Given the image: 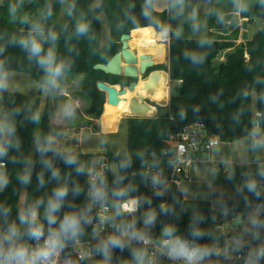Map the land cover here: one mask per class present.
Masks as SVG:
<instances>
[{
    "label": "trees",
    "instance_id": "1",
    "mask_svg": "<svg viewBox=\"0 0 264 264\" xmlns=\"http://www.w3.org/2000/svg\"><path fill=\"white\" fill-rule=\"evenodd\" d=\"M174 1L178 4L175 12H157L154 0H4L0 5V71L26 73L42 86L48 85L50 75L39 60L51 51L53 67L62 65L61 74L83 77L81 93L89 103L87 114L99 120L106 97L97 83L125 88L132 81L94 70V66L108 64L121 51L120 37L124 34L149 27L157 33L168 31L169 61L156 70L167 72L176 89L165 114L129 119L126 155L106 153L117 166L112 191L119 204L139 199L141 206L149 202L158 208L167 201L152 227V237L188 241L195 249L206 251L221 246L217 211L209 201L186 200L176 184L167 196L153 194L145 179L146 169L154 163L169 179L171 137L196 122L205 123L210 134L227 143L253 136L256 113L261 114L264 130V1H243L244 18L261 20L263 26L239 46L223 38L174 37L175 15L190 0ZM102 15L111 37L101 47ZM80 28L85 30L81 32ZM33 39L41 45L39 56L32 55L30 46L23 43ZM231 49L216 64L218 57ZM1 99L7 134L2 140L4 154L0 155V162L5 163L0 230L9 233L14 226L23 244L33 241L35 237L29 233L37 227L42 228V234L53 233L67 243L86 240L87 168L89 158L96 154L51 149L49 102L41 111L39 98L32 102L24 94L5 92ZM57 191L65 195L57 198ZM263 201L252 176L250 189L237 192L234 199H223L218 211L249 214ZM50 203L59 206L50 212ZM31 214H37V218H31ZM65 217L78 219L75 234L62 231ZM138 219L139 223L144 221L141 214ZM99 250V256L75 259L73 264H151L141 248L111 244Z\"/></svg>",
    "mask_w": 264,
    "mask_h": 264
},
{
    "label": "built area",
    "instance_id": "2",
    "mask_svg": "<svg viewBox=\"0 0 264 264\" xmlns=\"http://www.w3.org/2000/svg\"><path fill=\"white\" fill-rule=\"evenodd\" d=\"M163 35L167 42L169 32L165 31ZM223 60L219 59V61ZM166 89L167 91L170 89L169 81ZM260 117L261 114L256 113L253 132L262 129ZM171 145L173 150L169 179L165 178L163 171L157 169L154 163L146 169L147 186L155 195L167 196L171 186L188 168L190 160L201 158L204 152L212 151L220 145V139L210 134L205 123L196 122L172 135ZM112 164L107 154H96L88 160L85 223L89 232L86 240L67 243L53 233H43L39 238L35 237L33 241L21 246L28 249L30 255H35L36 250L46 246V242L57 241L55 247L50 249L47 258L42 262L38 261V264H73L75 259H91L99 256L100 247L111 244L127 246L130 249L141 248L151 264H187L184 259L174 256L171 249L177 246V241L184 242L189 248L195 249L190 242L170 238L157 240L152 237V227L160 212L167 206V201L162 202L158 208L150 204L156 208V211L152 212L147 211L146 203L141 206L139 199H128L119 204L112 191L111 184L116 181L111 174ZM4 168L5 163L0 162V169ZM253 181L258 192L264 196V154L263 160L255 165ZM113 205H116L115 214ZM259 207H264V201L255 205L252 213ZM139 214L144 218L142 223H139ZM236 216L244 218L245 214L228 215L217 211L221 246L202 251L204 255L200 259L201 262L264 264V210L258 212L253 218L249 235L240 233L241 227L236 223Z\"/></svg>",
    "mask_w": 264,
    "mask_h": 264
},
{
    "label": "rangeland",
    "instance_id": "3",
    "mask_svg": "<svg viewBox=\"0 0 264 264\" xmlns=\"http://www.w3.org/2000/svg\"><path fill=\"white\" fill-rule=\"evenodd\" d=\"M26 2H30L31 0H23ZM67 0H64L66 3ZM251 4L263 2L264 0H250ZM4 0H0V5L3 4ZM99 2L96 3V5ZM208 5L207 0H197V1H186L182 4L181 11L176 13V23L174 25V37L176 38H191V39H203L208 36V26L204 22L200 25L199 16H204L206 8ZM63 15V11L61 12V16ZM257 20V19H256ZM101 22L103 25L102 31V44L101 47L106 44V42L110 39V30L108 28V22L104 15L101 16ZM263 26V21L257 20L253 25L250 26L251 34L257 33L260 28ZM191 32L189 33V31ZM170 38V35L168 39ZM164 42V41H163ZM163 44V43H162ZM168 45V44H167ZM222 57L221 55L215 61L216 64L218 60ZM169 58H165L163 64L167 65ZM156 67H153L148 70H154ZM152 72V71H151ZM165 72V71H164ZM0 76L4 78L5 87L0 88V125L2 127L4 137L7 134V125L5 121V116L3 113V103L1 99V95L5 92H18L26 95L32 102L35 101L34 98L41 95L44 97L43 100L47 97V89H52V78L49 76L50 83L48 85L42 86L38 81H36L31 75L26 73L19 72H10V71H0ZM155 78V86L153 90L150 92L152 95L156 96L160 95L159 104H164L167 101L166 94V81L167 76L165 73L158 72ZM55 83L53 87H57V85H62V87L66 86L70 90L68 93L70 94L68 99H72L74 101L70 106L69 102H64L61 99V103H59V109H63L64 113H71L74 115L73 122L77 125V131L81 129V126H90L96 127V129H87L83 132L79 133L78 138L75 137L74 140L78 141L79 150L81 153H106L112 152L114 154L126 155L128 152V138H127V130L121 126V131L118 134H114V131H108L107 134H101L103 131L102 124H97V119H95L92 115L87 114L88 106L84 105L83 108L80 107V103L75 101L73 98L79 97L81 99H85L83 94L81 93V87L83 83V77L78 74H60L57 77L53 78ZM46 86V87H45ZM113 86V85H112ZM121 88L122 86L119 85ZM57 88L52 90L51 96L49 98V103L54 100V97L57 96L59 90ZM176 89V84L171 82L170 89L168 93V97L171 95L172 91ZM149 102V101H147ZM156 111L157 116L165 114V108L162 106L151 104ZM105 108V106H104ZM45 109V108H44ZM253 110L256 111V99L253 96ZM128 116H120V118H128L132 117L129 113L126 114ZM87 119H85V117ZM153 116V115H151ZM139 118V117H133ZM150 118V117H149ZM69 139V137H67ZM35 143V142H34ZM75 143V142H72ZM2 147V141L0 140V148ZM219 147V148H218ZM34 149V144H33ZM222 150V155L218 157L214 156L215 160L212 159L213 152L216 150ZM33 152V150H32ZM31 152V156H32ZM264 154V131L257 130L254 131V134L251 138H245L240 141H236L233 143H227L220 141V146H217L212 151L204 152L202 155V161L199 163H195L192 166V169L195 173L196 178H192V181L186 185V192L188 195L186 196H194L196 198L205 197L211 200L213 210H218L220 208V204L223 199L230 198L234 196L236 191H247L250 189V178L253 176V170L250 172L249 164L251 163H259L263 160ZM214 163H210L212 161ZM31 161V159H30ZM217 162L222 163L221 166L217 165ZM218 163V164H219ZM227 171V174H223V171ZM111 174L114 179H117V166L112 164ZM0 190L5 185V173L3 169H0ZM185 192V191H183ZM211 192V193H210ZM185 194V193H184ZM23 200L24 193L21 196V207L23 208ZM148 212L156 211V208L151 206L150 203L145 204ZM264 207H259L255 210L254 213L245 214L243 216H236V223H238L241 227L240 233L248 234L250 233V227L252 224L253 218L256 217L258 212H262ZM113 213H116V205H113ZM243 218V219H242ZM8 233H5L0 230V243L3 244L5 249L8 248L9 242L4 239ZM261 239V238H260ZM14 242L16 245H22V240L19 236H15ZM198 264H206L204 262L198 261Z\"/></svg>",
    "mask_w": 264,
    "mask_h": 264
},
{
    "label": "crops",
    "instance_id": "4",
    "mask_svg": "<svg viewBox=\"0 0 264 264\" xmlns=\"http://www.w3.org/2000/svg\"><path fill=\"white\" fill-rule=\"evenodd\" d=\"M193 1H197V0H193ZM243 1H245V0H226V1L225 0H207L208 5L206 8H204L206 13L204 14V16L198 17V19H199L198 21H199L200 25L204 22L208 26L207 27L208 28L207 38H211V37L215 38V39L223 38L226 40L233 41V44L235 46H239L241 44H244L246 41L250 40L256 34V33L251 34L250 26L253 25L255 22H257V20L256 19L248 20V19L244 18V16L242 15ZM221 2H222V4H221ZM153 6L157 12H165V11L175 12L178 4L174 0H154ZM106 21H107V19H106ZM108 28H109V24H108ZM109 30H110V28H109ZM102 31H103V25H102ZM190 32H191V30L189 31V33ZM110 35H111V32H110ZM203 39H205V38H203ZM163 41L164 42H161V43L165 44V46H166V58H169L170 38L167 42L163 38ZM101 42H102V38H101ZM231 51H232V49L223 52L221 54L222 57H220V59H224L226 57V55H228V53H230ZM135 53L138 54L137 51H135ZM161 65H163V64H161ZM158 66H160V65H156L155 67L157 68ZM156 68L154 70H151V71H159L160 73L161 72L165 73V76H167L166 85H167L168 81L171 84L172 81L170 79L169 74L167 72H164L161 70H156ZM52 80H53V78H52ZM116 86L118 88H121L119 85H116ZM55 88H57L56 89L57 91L59 90V93H57V96L54 97V100L51 101V103H49L50 104V115H51V119H50L51 149L57 150V151L59 150V151L80 152L79 144L77 141L79 133L83 132L87 129L91 130L92 128L90 126L84 125V126H81V129L79 130V132L77 131V125L74 124V122H73L74 115L71 113H64L63 109H59V103H61L59 101H61V99H63L64 102H66V103L69 102L68 104L70 106L74 102V101H72V99H68L70 96V94L68 92L70 90L66 86L62 87V85H57V87H55ZM55 88L53 87V83H52V89L49 88V86H48L47 97L44 100H43L44 97H41V95L34 98L35 100L37 98H39L41 111H43L44 108H46L47 103L49 102V98L51 96L52 90ZM136 93H140V94L144 95L145 97H147L148 101H150L151 104H154L156 106L158 105V107L162 106L165 108V111L167 110V107H168L169 101H170V96L168 97L169 91H167V89H166V94H165V96L167 97L166 98L167 101L164 104H159L160 95L157 94L156 96H154L150 92L148 93L147 87L145 86V81L139 82V84L136 86L135 90L132 93L128 94L127 97H136ZM73 98L75 99V101L80 103V107L83 108L84 105H87L89 107V103L86 99H81L79 97L75 98V96ZM105 106H106V104H105ZM122 115L128 116V115L122 113L121 115L111 117V116L107 115L105 108H104V113H103L102 117L97 121V124L101 123L102 127H103V131L101 132V134L104 135V134H107L106 132L113 131L116 129L114 131V134L116 135V134H118V132L120 133L121 126H123V128H125L127 130V138H128V121H129V119H132L133 117H129V119L124 118V117L120 118V116H122ZM155 116L158 117L159 115L157 116V114H156ZM139 118H141V117H139ZM145 118H147V117H145ZM85 119H87V117H85ZM67 137H69V139ZM75 137H77L76 140H74ZM72 142H75V143H72ZM83 153L88 154V155H94V153H91V152H89V153L83 152ZM106 153L104 152L101 154H106ZM97 154H100V153H97ZM220 154L222 155V150H219V149L217 151L215 150L213 152V155H211L212 159L215 160L214 156L216 157V155H217L219 157ZM201 159L202 158L191 159L189 162L188 168L185 170L184 174L181 176V178L175 184L177 185L178 189L181 191L183 197L186 200H204V201H209L211 203V200L208 198H205V197L196 198L194 196H191V197L186 196V195H188L186 192V185L192 181V178H196L195 173L192 169V166L195 163L201 162L202 161ZM209 162L211 164L214 163L213 160L209 161ZM218 163L219 162H217V165L221 166L222 163H219V164ZM256 164L251 163L248 165L250 168V172L252 170H254ZM226 172L227 171L224 170L223 174L228 173V172L227 173ZM251 179H252V176L250 178V184H251ZM250 187H251V185H250ZM183 191H185V192H183ZM237 192H244V191H236V193L234 194V196L231 197V199H234L236 197ZM211 206H212V204H211ZM218 210H215V211H218ZM31 218L36 219L37 214H31ZM22 244H23V242H22Z\"/></svg>",
    "mask_w": 264,
    "mask_h": 264
},
{
    "label": "clouds",
    "instance_id": "5",
    "mask_svg": "<svg viewBox=\"0 0 264 264\" xmlns=\"http://www.w3.org/2000/svg\"><path fill=\"white\" fill-rule=\"evenodd\" d=\"M79 31L83 32L85 29L80 28ZM25 46H30V52L34 56H39L42 52L41 45L36 40L26 41ZM41 66L45 67L46 71L50 76L57 77L61 74L62 65H56L53 67V54L51 51L42 57L39 60ZM52 83H55V80H52ZM6 85L4 83V78L0 76V88H4ZM4 154V149L0 148V155ZM71 162V161H69ZM2 183V180H0ZM65 195L64 191H57V198H62ZM99 195V193H97ZM58 204L52 205L50 203L49 211H53L55 208H58ZM49 219H53L52 216H49ZM23 222V220H22ZM79 221L76 217H65L64 222L61 224V229L64 232H68L69 230L75 234L78 229ZM17 234L16 228L13 226L9 229L8 235L4 238L9 242V246L7 249L3 247V244L0 243V264H38L42 262L50 253V249L55 247L57 241L52 240L46 242V246L36 250L35 255H30L29 250L23 246L16 245L14 242V238ZM31 236L39 238L42 235V228H33L29 233ZM171 252L177 258H182L187 261V264H198V261L203 258L204 253L200 249H191L186 243L177 241V246L171 249Z\"/></svg>",
    "mask_w": 264,
    "mask_h": 264
},
{
    "label": "water",
    "instance_id": "6",
    "mask_svg": "<svg viewBox=\"0 0 264 264\" xmlns=\"http://www.w3.org/2000/svg\"><path fill=\"white\" fill-rule=\"evenodd\" d=\"M131 35L124 34L120 37L121 51L116 54L108 64H99L94 66V70L102 71L103 73L115 77H124L127 79L136 80L148 73V70L155 67L151 56H138L129 47ZM159 71L152 72L145 81L148 93L151 92L155 86V78ZM138 84L133 82L129 87L118 88L107 83H97L99 91L103 92L106 97V105L117 107L121 101L120 97L126 95L128 92L135 90ZM141 101V102H140ZM130 115L132 117H154L157 113L156 109L147 102V97L137 94L136 97H131L129 100ZM152 110V111H151ZM151 111V112H150ZM150 112V114H149ZM153 115V116H151ZM0 140H4L2 127L0 125ZM146 179V177H145Z\"/></svg>",
    "mask_w": 264,
    "mask_h": 264
},
{
    "label": "bare ground",
    "instance_id": "7",
    "mask_svg": "<svg viewBox=\"0 0 264 264\" xmlns=\"http://www.w3.org/2000/svg\"><path fill=\"white\" fill-rule=\"evenodd\" d=\"M130 35L131 38L129 41V47L132 51H137L139 54H137L138 56H151L155 64L164 63L166 58V46L165 44L161 43L163 42V33H157L153 27H149L133 30ZM132 92H128L126 95L121 96V101L117 107H113L107 104L105 106L107 115L114 117L121 115L122 113H130L129 100L131 97L127 96ZM137 94L138 93H136V96Z\"/></svg>",
    "mask_w": 264,
    "mask_h": 264
},
{
    "label": "flooded vegetation",
    "instance_id": "8",
    "mask_svg": "<svg viewBox=\"0 0 264 264\" xmlns=\"http://www.w3.org/2000/svg\"><path fill=\"white\" fill-rule=\"evenodd\" d=\"M152 72H154V71H152ZM152 72H151V71L148 72L145 76H143V77H141V78H139V79H136V80H132V79H131V81H132L131 83L136 82L137 84H139V82L148 79L147 77H148ZM131 83H130V84H131ZM130 84H129V86H130ZM129 86H128V87H129ZM147 101H148V98H147ZM148 103L151 105L150 101H149Z\"/></svg>",
    "mask_w": 264,
    "mask_h": 264
}]
</instances>
